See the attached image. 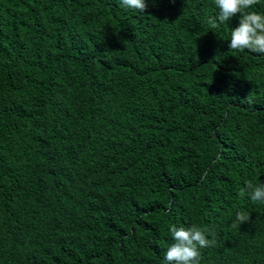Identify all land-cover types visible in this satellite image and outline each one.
I'll return each instance as SVG.
<instances>
[{"label":"trees","instance_id":"16d2710c","mask_svg":"<svg viewBox=\"0 0 264 264\" xmlns=\"http://www.w3.org/2000/svg\"><path fill=\"white\" fill-rule=\"evenodd\" d=\"M145 2L0 0V264H167L193 223L200 264H264L239 194L264 182V54L214 0Z\"/></svg>","mask_w":264,"mask_h":264},{"label":"clouds","instance_id":"9594fccd","mask_svg":"<svg viewBox=\"0 0 264 264\" xmlns=\"http://www.w3.org/2000/svg\"><path fill=\"white\" fill-rule=\"evenodd\" d=\"M121 6L144 13L147 8L145 0H119ZM259 0H214L218 9L215 16L209 17L207 23L211 29L218 28L230 18L239 14V24L231 29L229 48L243 52L248 50L264 54V12L253 10ZM239 194L247 196L253 202L264 204V182H245ZM250 213L239 210L235 213L230 227L237 228L248 222ZM173 239L165 253L167 264H200L201 249L215 245V232L206 226L191 224L190 226H169ZM211 237V239L209 238Z\"/></svg>","mask_w":264,"mask_h":264}]
</instances>
